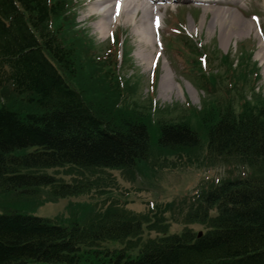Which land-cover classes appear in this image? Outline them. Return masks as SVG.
<instances>
[{"label": "trees", "instance_id": "obj_1", "mask_svg": "<svg viewBox=\"0 0 264 264\" xmlns=\"http://www.w3.org/2000/svg\"><path fill=\"white\" fill-rule=\"evenodd\" d=\"M77 8L75 0H0V264H264V100L246 97L261 78L254 48L240 45L236 65L221 55L206 73L194 41L169 37L194 55L209 99L187 107L193 121L157 116L119 74L120 35L95 44ZM153 75L152 96L158 69ZM169 156L249 172L178 206L154 203L139 213L83 201L68 216L33 214L92 190L111 197L108 170L133 175ZM173 222L202 225V233H170Z\"/></svg>", "mask_w": 264, "mask_h": 264}, {"label": "rangeland", "instance_id": "obj_2", "mask_svg": "<svg viewBox=\"0 0 264 264\" xmlns=\"http://www.w3.org/2000/svg\"><path fill=\"white\" fill-rule=\"evenodd\" d=\"M79 1L81 8L78 21L84 23L86 31L94 40L95 44H110V39L113 36L116 34L120 35V40L123 41V49L125 48L127 50L126 57L128 58V62H125L124 56L119 74L129 79L131 86L135 85V93L133 96L140 104L150 100L152 106L150 112L152 114L155 115L159 109L157 116L165 113L166 116L168 115L178 119L181 114L185 113V116L191 117L190 113L186 111L187 107L191 106L199 110L203 106L204 101L209 99V96L206 92H203L202 88L196 87L202 82L199 80V73H194L196 68L191 67V72H189L188 68L191 64L183 60V58L176 56L174 51L172 53V49L168 45V36L172 38L174 35H180L182 33L180 28L185 30L184 33H186L189 39L201 44V47L198 44L196 46L200 47L199 49L209 59V62L206 64V69L216 68V58L220 57L221 54L229 56V60L233 59V63L236 65L240 43L248 47L252 46L254 48L253 60L257 62L260 68L261 78L256 83L254 92L247 91L246 97L247 99H253V96L257 95L264 100V69L263 64L256 57L257 49L262 50L264 56V0H239L237 5H221L215 3L196 4L197 2L188 1L162 2V9L160 11L163 16L162 26L158 32H154L156 34V36L154 35L156 39L154 46L149 45V49L151 51L153 50L154 55H156V62L154 61L150 65L147 63L144 64L136 56L137 37L134 34L133 21L130 24H124L120 20L116 27H110L107 36L101 37L94 29V24L99 16L89 15V7L94 1ZM205 6H216V8L218 7L220 9L233 10L235 12L234 14L249 22L245 35H243L244 32L242 31L240 36H233L228 40L229 42L225 43L221 40L219 25L212 24L210 27L211 32L208 31L207 26L212 13L205 14L203 11V7ZM175 16L180 17L179 19H184L182 26L176 27L175 24H170V21H172L171 18ZM135 19L138 20L139 16ZM201 23L203 27L200 28ZM175 27L177 30L174 31ZM211 50L215 54H211ZM157 60L159 62L157 64L158 81L152 96L149 90V83L152 81L151 79L155 68L153 66L157 63ZM217 70L219 71V69ZM164 72L171 74L172 79L170 78V83H173L170 94L166 98L162 97L159 87L160 76ZM188 85L192 89V97L187 91ZM193 118L194 116L191 117L192 121ZM176 157L169 156L167 159L162 158V162L166 164L165 166H158L157 163H154L153 169H150V171L141 169L143 171L139 170L138 172L136 170L133 172V175L128 171L108 170L113 178L112 186L110 187L112 189L111 197L110 194H100L92 190L87 195H81L78 198L69 200H72V202L90 201L96 203V208H104L109 203L114 202L118 206H122V208L140 213L148 209V200H153L155 204L174 201V205L178 206L177 203L185 198V195L191 196L197 189H202L212 181L215 182L217 179L221 180L232 177L240 174V172H249L248 168L229 167L221 164L214 166L203 164V166L200 165L196 168L191 166L194 164L186 165L183 160L180 161L181 158ZM157 160L160 162L159 159ZM48 172L51 171L48 170ZM117 198H125L126 201L120 204L121 201H118ZM69 200L62 198L55 202H46L37 210H34L33 213L51 219H55L57 217L56 215L66 216L68 212L64 207L69 203ZM182 228L202 230V225L173 222L169 229L171 232H175L180 231ZM150 235L155 236V232L150 233Z\"/></svg>", "mask_w": 264, "mask_h": 264}, {"label": "bare ground", "instance_id": "obj_3", "mask_svg": "<svg viewBox=\"0 0 264 264\" xmlns=\"http://www.w3.org/2000/svg\"><path fill=\"white\" fill-rule=\"evenodd\" d=\"M94 3L89 7V15L100 13V16L94 24V29L99 35L107 36L110 27H116L121 20L124 24L134 22V34L137 37L136 56L140 61L150 65L156 61L154 51L149 49V45L154 46L156 39L154 32L159 31L163 21L162 5L159 3L165 0H93ZM225 2L226 0H220ZM238 0H236L237 4ZM159 3V4H158ZM205 14L211 12L212 16L207 26V30L211 32V26L219 25L221 40L225 43L233 36H240L242 31L245 35L248 21H245L240 16L234 14L233 10H225L213 6L203 7ZM140 14V15H139ZM139 16V19L135 18ZM203 27L202 23L200 28ZM208 32V33H210ZM154 33V34H153ZM256 57L259 58L263 64L264 69V56L262 50H256ZM264 71V70H263ZM170 78L171 74L162 73L159 80L160 93L162 97H167L171 91ZM187 91L192 97V89L187 86Z\"/></svg>", "mask_w": 264, "mask_h": 264}, {"label": "water", "instance_id": "obj_4", "mask_svg": "<svg viewBox=\"0 0 264 264\" xmlns=\"http://www.w3.org/2000/svg\"><path fill=\"white\" fill-rule=\"evenodd\" d=\"M199 234H200V232H199Z\"/></svg>", "mask_w": 264, "mask_h": 264}]
</instances>
